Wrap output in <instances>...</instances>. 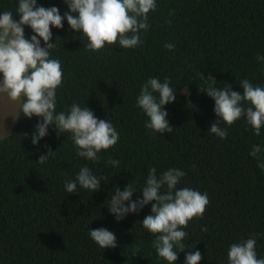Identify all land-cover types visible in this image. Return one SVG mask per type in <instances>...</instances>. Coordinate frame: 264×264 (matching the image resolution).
<instances>
[{"label": "trees", "instance_id": "16d2710c", "mask_svg": "<svg viewBox=\"0 0 264 264\" xmlns=\"http://www.w3.org/2000/svg\"><path fill=\"white\" fill-rule=\"evenodd\" d=\"M19 0H0V14L17 15ZM38 6L70 11L64 0H37ZM148 14L149 29L132 49L119 43L100 52L85 48L87 37L72 30L51 28L56 47L50 58L61 63L62 86L56 90V112L68 113L73 104L92 110L100 120L112 122L118 143L102 150L98 161L77 155L70 133L58 134L54 125L39 145L31 137L40 118L22 113L11 132L0 139V264H168L153 247L157 234L142 221L149 204L139 213L117 221L107 201L118 187L129 183L142 199L149 171L160 176L169 169L186 173L178 188L207 193L209 205L202 218H193L183 230L182 248L175 264H185L189 252L199 251L200 264H229L233 243L256 239L258 259H264V126L260 135L241 117L226 128L221 139L209 133L219 120L209 87L244 94L241 81L264 88V0H156ZM25 38L35 34L25 26ZM131 35V34H129ZM174 44V50L165 47ZM41 47H45L41 40ZM167 78L176 100L165 106L171 133L146 128L149 118L137 106L143 85ZM157 96L158 94L154 93ZM245 108L251 106L245 104ZM48 148L54 155L39 164ZM109 159L119 161L113 167ZM87 166L101 180L92 193L65 189ZM115 234L117 247L102 249L90 229ZM206 229V231H204Z\"/></svg>", "mask_w": 264, "mask_h": 264}, {"label": "clouds", "instance_id": "9594fccd", "mask_svg": "<svg viewBox=\"0 0 264 264\" xmlns=\"http://www.w3.org/2000/svg\"><path fill=\"white\" fill-rule=\"evenodd\" d=\"M64 3L70 11L63 16L55 6H38L37 0H19L16 15L19 21L11 11L0 14V74L3 76L0 93H6L13 101L23 97L22 113L29 119L40 118L31 137L33 145H39L48 135L49 127L54 125L58 134L72 135L79 157L98 161V154L113 148L119 135L112 122L98 119L87 107L73 104L68 113L56 112V90L62 86L63 71L60 61L50 58V50L56 47L51 43V28L63 29L66 18L72 30L87 37L85 48L89 51L100 52L106 44L117 42L122 48L132 49L141 44L140 33L149 29L148 14L156 10L157 4L156 0H64ZM25 26L35 33L30 40L25 38ZM41 40L45 47H41ZM165 47L174 50L175 45L169 43ZM257 59L264 61V57ZM240 86L243 95L227 84L223 89H207L219 117L209 133L225 139L228 133L220 123L232 126L241 117H246L255 134L260 135L264 126V88L254 87L247 79L241 81ZM175 100L176 95L167 78L164 82L150 78L137 98V106L149 118L146 128L156 133H171L174 128L170 126L164 108ZM246 103L251 106L245 108ZM56 152L48 148L47 155L41 154L38 163H46ZM108 163L113 167L119 165L114 159H109ZM185 175L184 171L173 168L157 176L156 169L152 168L140 191L142 199H132L136 191L129 183L123 191L117 187L107 201L109 212L118 222L130 213H139L145 206L152 205V214L144 218L142 225L150 233L157 234L153 247L168 264L178 260L174 245L183 247L180 242L187 236L183 229L193 218H202L210 203L207 193L177 187ZM104 179L84 166L75 180L65 182V189L67 193L75 194L79 185V188L94 193L100 190ZM90 237L102 249L117 247V238L108 229H90ZM255 247L254 237L233 243L228 251L229 264H264V259L257 258ZM201 260L199 251L189 252L185 264H200Z\"/></svg>", "mask_w": 264, "mask_h": 264}, {"label": "rangeland", "instance_id": "374dc122", "mask_svg": "<svg viewBox=\"0 0 264 264\" xmlns=\"http://www.w3.org/2000/svg\"><path fill=\"white\" fill-rule=\"evenodd\" d=\"M3 79L0 74V80ZM20 100L13 101L6 93H0V139L6 137L19 117Z\"/></svg>", "mask_w": 264, "mask_h": 264}]
</instances>
